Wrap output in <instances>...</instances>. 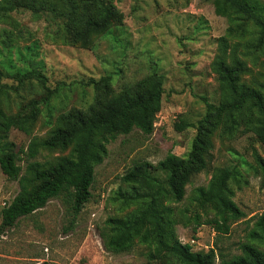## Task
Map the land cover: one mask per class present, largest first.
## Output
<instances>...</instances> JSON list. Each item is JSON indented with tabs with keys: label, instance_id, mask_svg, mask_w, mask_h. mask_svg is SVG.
Wrapping results in <instances>:
<instances>
[{
	"label": "rangeland",
	"instance_id": "obj_1",
	"mask_svg": "<svg viewBox=\"0 0 264 264\" xmlns=\"http://www.w3.org/2000/svg\"><path fill=\"white\" fill-rule=\"evenodd\" d=\"M17 1L20 7L0 12V84L11 88L0 106L7 116L25 117L34 107L38 113L30 135L13 129L0 147L7 143L17 154L27 188L34 185L33 169L47 168L70 153V148L48 150L39 144L33 147L34 156L28 152L32 138L40 142L58 127L60 115L73 110L88 113L121 90L134 92L153 73L163 79V94L150 135L134 129L107 145V156L94 168L91 198L77 217L72 220L60 200L52 199L17 219L13 227L0 231V264H161L149 260V247L137 240L129 253L104 250L100 234L105 221L123 218L135 208L127 201L131 190L120 178L134 165L156 168L168 154L186 157L205 102L219 99L214 63L237 58L244 65L240 83L258 89L264 83V45L256 48V31L243 22L222 41L231 24L215 14L208 0H110L122 14L121 25L85 42L69 39L65 1L35 0L29 7H24L27 0ZM75 2L76 17L85 14L80 0ZM3 5L10 7L8 2ZM29 71L44 76L48 91L33 79L18 84L15 73ZM104 80L108 92L102 87ZM180 122L186 125L181 131L175 127ZM212 145L209 168L191 178L184 199L174 207L180 220L175 232L180 242L192 245L193 252L206 253L214 246V231L202 225L193 234V224L181 219L180 212L191 215V191L208 184L213 168L233 167L238 173L230 182L233 201L244 218L230 224V232L218 239L217 247L238 255L257 217L264 214V173L252 157L255 151L264 161V148L252 134L224 137L218 131ZM149 170L163 179L160 171ZM18 191V181L0 172V212Z\"/></svg>",
	"mask_w": 264,
	"mask_h": 264
},
{
	"label": "trees",
	"instance_id": "obj_2",
	"mask_svg": "<svg viewBox=\"0 0 264 264\" xmlns=\"http://www.w3.org/2000/svg\"><path fill=\"white\" fill-rule=\"evenodd\" d=\"M35 0H27L24 7L32 6ZM68 6V17L64 28L73 42H85L93 35L107 32L122 23V14L110 0H80L85 14L76 12L75 0H63ZM216 15L226 18L228 28L226 41L233 27L249 23L256 31V48L264 45V3L259 0H208ZM9 3L10 7L3 4ZM20 7L17 0H0V12ZM244 65L233 57L229 63L219 59L214 63L218 83L217 103L205 102V110L197 121L191 149L186 157L168 154L159 161L156 168L146 164L134 165L120 178L131 190L127 201L135 206L123 218H109L101 232L104 250L111 254H124L133 250L135 241L149 247V260L161 264H264V214L257 217L248 232L247 242L239 246L240 254L224 253L217 247L219 238L230 232L233 221L244 218L243 212L233 201L234 192L230 187L237 180L235 168L215 167L206 186L196 187L188 198L194 207L191 215L181 211V219L192 223V233L202 225L210 227L215 235L214 246L206 253L193 252L192 245L179 241L175 226L180 223L174 207L185 196L186 185L191 178L206 171L212 161V137H231L235 134H252L255 141L264 148V83L254 89L240 83ZM14 78L21 84L33 79L43 90L44 76L36 71L15 73ZM103 88L108 92L107 80ZM89 83L97 85L90 80ZM11 89L0 84L1 98ZM134 92L121 90L88 113L70 111L57 118L58 127L38 142L32 138L28 152L34 156L33 147L39 144L48 150H66L69 155L60 158L47 167H30L34 185L29 189L20 177L18 156L7 143L0 147V172L9 180L18 181L19 191L13 200L1 209L0 231L14 226L17 219L33 214L52 199H58L74 220L91 198L94 168L107 156V145L117 136L128 135L137 130L147 136L153 131V124L161 108L163 79L153 73L140 81ZM48 91V90H47ZM38 109L32 108L25 117L7 116L0 106V141L7 139L11 130L30 135ZM181 131L186 125L177 124ZM252 157L264 173V161L253 152ZM149 169L163 173V179L151 175ZM126 200V198H125ZM174 204V206H171ZM254 243L257 244L254 245Z\"/></svg>",
	"mask_w": 264,
	"mask_h": 264
}]
</instances>
